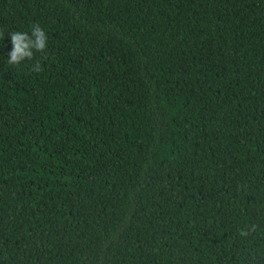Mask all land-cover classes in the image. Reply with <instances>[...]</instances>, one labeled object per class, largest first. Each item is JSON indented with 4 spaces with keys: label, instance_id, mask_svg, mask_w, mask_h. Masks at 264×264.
<instances>
[{
    "label": "trees",
    "instance_id": "1",
    "mask_svg": "<svg viewBox=\"0 0 264 264\" xmlns=\"http://www.w3.org/2000/svg\"><path fill=\"white\" fill-rule=\"evenodd\" d=\"M0 264H264V0H0Z\"/></svg>",
    "mask_w": 264,
    "mask_h": 264
},
{
    "label": "clouds",
    "instance_id": "2",
    "mask_svg": "<svg viewBox=\"0 0 264 264\" xmlns=\"http://www.w3.org/2000/svg\"><path fill=\"white\" fill-rule=\"evenodd\" d=\"M12 50L9 53L7 64L10 66H19L26 60H32L35 53H46L47 35L39 24H33L29 32L12 31L10 34ZM41 65L39 61L30 68L31 72H39ZM255 231V226L250 228ZM242 236L248 235V232L241 231Z\"/></svg>",
    "mask_w": 264,
    "mask_h": 264
}]
</instances>
